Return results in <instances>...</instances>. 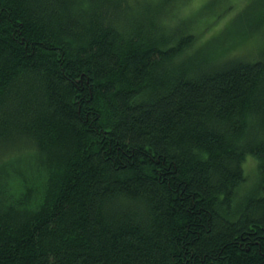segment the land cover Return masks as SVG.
Instances as JSON below:
<instances>
[{"label": "trees", "instance_id": "16d2710c", "mask_svg": "<svg viewBox=\"0 0 264 264\" xmlns=\"http://www.w3.org/2000/svg\"><path fill=\"white\" fill-rule=\"evenodd\" d=\"M194 1L0 0V264H264V8Z\"/></svg>", "mask_w": 264, "mask_h": 264}, {"label": "rangeland", "instance_id": "374dc122", "mask_svg": "<svg viewBox=\"0 0 264 264\" xmlns=\"http://www.w3.org/2000/svg\"><path fill=\"white\" fill-rule=\"evenodd\" d=\"M236 1V4L239 6V9L244 8L243 10H245V5H247V1L249 0H234ZM263 3V5L261 6V4ZM248 6V5H247ZM254 6L256 9L259 8H264V0H256L254 3ZM206 9V7H204V4L202 1L198 0V1H194V2H190V4H188L187 6H185V8H183L180 12V16L182 18L188 19L191 16H195L198 17L200 19L199 16L204 15V10ZM243 10L241 12H243ZM237 11V10H236ZM234 11V12H236ZM232 12V13H234ZM240 12V11H239ZM232 16V15H231ZM204 20L205 16H203ZM223 18V17H222ZM221 20H218L217 22L213 23L212 25L209 26V24H203V26H199L197 29L196 27L198 26V24H194L195 29H196V36H197V42L194 44V48H199L203 45H205L206 43H208V41L210 40V38L213 35H216L218 32H222L226 29H228V23H229V17L228 18H223ZM257 19V18H256ZM199 22V20H198ZM264 30V29H262ZM257 43H259L260 45H264V31L262 32V34L258 37H256ZM246 49L245 43L243 44V46L241 47V50L238 51L239 53L244 52ZM237 52V53H238ZM247 170L249 172H252L254 174V171H256V162L254 160H250L248 166H247Z\"/></svg>", "mask_w": 264, "mask_h": 264}]
</instances>
